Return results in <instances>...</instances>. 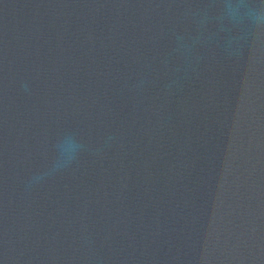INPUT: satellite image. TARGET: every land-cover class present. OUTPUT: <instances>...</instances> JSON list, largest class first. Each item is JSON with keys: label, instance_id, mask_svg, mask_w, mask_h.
Listing matches in <instances>:
<instances>
[{"label": "water", "instance_id": "water-1", "mask_svg": "<svg viewBox=\"0 0 264 264\" xmlns=\"http://www.w3.org/2000/svg\"><path fill=\"white\" fill-rule=\"evenodd\" d=\"M224 3L0 0V264H264V25Z\"/></svg>", "mask_w": 264, "mask_h": 264}, {"label": "clouds", "instance_id": "clouds-1", "mask_svg": "<svg viewBox=\"0 0 264 264\" xmlns=\"http://www.w3.org/2000/svg\"><path fill=\"white\" fill-rule=\"evenodd\" d=\"M221 15L225 23H235L246 19L252 26L264 25V4L249 5L244 0H225ZM79 145L71 138L58 145L62 158L71 159Z\"/></svg>", "mask_w": 264, "mask_h": 264}]
</instances>
